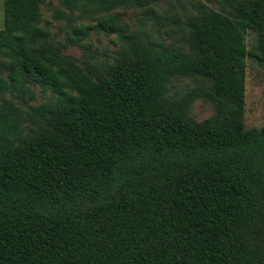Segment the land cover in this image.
Wrapping results in <instances>:
<instances>
[{
    "label": "trees",
    "instance_id": "16d2710c",
    "mask_svg": "<svg viewBox=\"0 0 264 264\" xmlns=\"http://www.w3.org/2000/svg\"><path fill=\"white\" fill-rule=\"evenodd\" d=\"M150 1L62 0L69 13L55 15H98L96 27L122 34L106 12ZM42 2L3 0L0 264H264V124L243 121L246 57L264 64V0L190 14L189 52L131 39L107 75L44 40ZM187 76L211 92L168 93ZM30 78L55 99L24 113L2 94L24 97ZM198 97L213 100L214 120L186 121ZM37 118L51 137L24 143L23 123Z\"/></svg>",
    "mask_w": 264,
    "mask_h": 264
},
{
    "label": "rangeland",
    "instance_id": "374dc122",
    "mask_svg": "<svg viewBox=\"0 0 264 264\" xmlns=\"http://www.w3.org/2000/svg\"><path fill=\"white\" fill-rule=\"evenodd\" d=\"M205 7L232 13L231 8L224 5L222 0H152L143 7H119L106 12L116 16L122 25V34H118L106 33L96 27L98 15H88L74 21L56 16V9L69 13L62 0H43L40 4V24L45 31L44 40L62 55L93 75L96 73L107 75L110 67L123 57V51L131 39L189 52L185 40L187 34L185 21L190 14ZM79 24L89 26L83 36H78L73 31V25ZM2 26L3 0H0V28ZM245 43L247 49L255 51L256 33L247 30ZM245 62L244 127L259 128L264 124V64L252 55H248ZM0 75L8 76L6 71H0ZM26 85L28 90L24 97H17L9 90L2 94L3 97L13 100L24 113H32V106H39L55 99V94L50 88L35 78L28 79ZM191 89L211 92V83L200 77H182L169 84L168 93L180 96ZM218 115V108L212 99L198 97L191 102L185 119L191 124H197L214 120ZM36 120H39L38 123L31 121L23 123L21 141L24 143L37 138L51 137L53 130L50 125L40 118Z\"/></svg>",
    "mask_w": 264,
    "mask_h": 264
}]
</instances>
